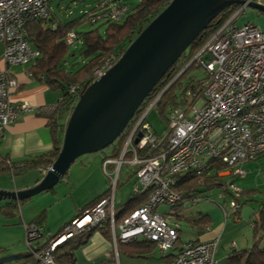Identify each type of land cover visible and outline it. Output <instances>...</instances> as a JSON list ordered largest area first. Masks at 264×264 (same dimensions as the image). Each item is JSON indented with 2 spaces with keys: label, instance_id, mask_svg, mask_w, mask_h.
Masks as SVG:
<instances>
[{
  "label": "built area",
  "instance_id": "2783aa9c",
  "mask_svg": "<svg viewBox=\"0 0 264 264\" xmlns=\"http://www.w3.org/2000/svg\"><path fill=\"white\" fill-rule=\"evenodd\" d=\"M51 1L0 0V41L3 44L0 129L15 122L21 114L35 110L27 102L12 101V93L19 83L10 76L9 68L30 65L41 56L40 50L29 41L27 26L37 19H50ZM98 6L99 11L89 14L91 23L120 22L129 12L125 0H101ZM245 6L248 3L241 5L195 57L206 74L199 83L197 95L170 111L167 132H156L147 121L160 95L140 117L134 116L130 121L120 155L106 156L103 161L104 171L115 177L113 188L105 196L83 209L43 244L36 242L43 236L44 225L25 223L27 244L40 264H60L55 253L61 244L97 228L107 218L111 224L112 250L107 252L103 264H120L119 244L140 239L154 242L161 256L174 252L167 264L217 263L215 251L219 238L179 243V223L173 220L172 214L160 213L158 207L175 206L183 200V195L174 190L180 175L191 173L201 177L210 172L215 160L226 165L218 172L220 178H226L218 194L220 200L226 201L225 205L221 204L224 218H238L241 189L233 178L244 177L245 163L264 154V31L251 23H235ZM77 39L75 31L66 36L69 44ZM116 62L108 61L95 69L94 80ZM77 90V86L69 87L70 93ZM126 163L137 165L133 194L147 193L148 200L119 220L115 204L116 180ZM110 165H114L115 176L113 171L109 172Z\"/></svg>",
  "mask_w": 264,
  "mask_h": 264
},
{
  "label": "trees",
  "instance_id": "16d2710c",
  "mask_svg": "<svg viewBox=\"0 0 264 264\" xmlns=\"http://www.w3.org/2000/svg\"><path fill=\"white\" fill-rule=\"evenodd\" d=\"M100 1L101 0H99V2ZM131 1L132 0H125L129 12L123 23L104 21L102 23L106 25L105 33H101L98 27L82 34L84 40V47L81 54L83 63L76 68H69L70 65H68L69 61L67 58L73 56L75 51L71 50L72 44L66 41V36L72 31L76 32V27L84 20H89V14L99 11L98 4L93 9L85 12L81 17L66 23L53 18L51 14L49 20L37 19L28 24L27 32L29 41L41 52V56L38 60L30 64L32 74L38 79L44 80L51 87L62 90L63 95L56 105L40 108L37 111L39 115L47 118V125L51 129L53 136V148L44 153L16 162L11 161L8 157L2 158L0 159V173H7L14 177L30 169L46 170L50 167L60 153L68 117L79 100L81 93L93 81L95 69L102 67L108 61H117L148 23L172 0H140L137 5H131ZM240 7V4L230 5L200 33L183 53L181 58L178 59L154 87L150 95L136 112V118L140 117L159 95V100L155 106L159 107L160 113L166 116V118L167 114L169 116L173 108L189 102L192 95H197L199 83L202 78H198L196 75H190L193 69L200 67V64L194 63L197 62L195 57L211 37L234 16ZM72 64L77 65L75 63ZM185 66L188 68L182 72ZM180 72H182L180 77L174 80ZM70 86H77V92L70 93ZM168 86L169 88L165 90ZM124 132L112 144L113 150L110 157L116 158L120 155L128 135L127 132ZM20 163L23 164L20 165ZM212 163L213 165L210 172L201 177L191 173L180 175L174 190L180 192L183 195V199L191 200L195 197H201L200 195L206 190L221 187L222 183L226 181V178H220L218 172L225 169L226 165L215 160L212 161ZM254 191L256 190H248L240 193L242 206V196L247 197ZM147 200V193L142 195L133 194L124 205L116 206L117 219L120 220L131 210L142 205ZM24 201H26V199L20 201L8 199L4 205H0V210L11 216L14 214L13 210H17ZM177 206L179 205H175V207ZM240 210L241 208L238 213ZM45 220L46 210H43L34 222L31 223L43 224ZM175 220L179 223L181 216L177 215ZM211 222V217L204 213H200L197 218L190 220L192 226L200 231L211 225ZM95 230H100L107 238L112 240L111 224L110 220L107 218L97 228L78 234L61 244L55 253V259L60 264H75L77 250L87 244ZM180 242L181 238L179 239V243ZM124 246L130 249V254L132 256H135L136 252H152L156 244L152 241L143 239L132 243H120L118 247L119 253ZM3 250L4 249L0 248V254L3 253ZM174 254L175 253L172 252L165 255L163 259L169 262L173 259ZM1 264L40 263L33 254L29 253L26 256L5 261ZM227 264H264V209H261L259 216L254 219L251 245L243 249H234L230 251L227 257Z\"/></svg>",
  "mask_w": 264,
  "mask_h": 264
},
{
  "label": "water",
  "instance_id": "95a60500",
  "mask_svg": "<svg viewBox=\"0 0 264 264\" xmlns=\"http://www.w3.org/2000/svg\"><path fill=\"white\" fill-rule=\"evenodd\" d=\"M246 3L264 12V4L255 0H172L117 62L81 93L68 118L60 153L39 183L23 190L0 189V200L20 201L51 190L79 157L111 146L200 33L230 5ZM26 255L2 256L0 264Z\"/></svg>",
  "mask_w": 264,
  "mask_h": 264
},
{
  "label": "rangeland",
  "instance_id": "374dc122",
  "mask_svg": "<svg viewBox=\"0 0 264 264\" xmlns=\"http://www.w3.org/2000/svg\"><path fill=\"white\" fill-rule=\"evenodd\" d=\"M264 3V0H259ZM99 0H52L51 1V10L52 17L57 20L66 23L70 20L81 17L85 12L93 9ZM140 0H132L131 5H137ZM125 18L119 23H123ZM237 25H244L247 23H251L259 27L262 31H264V12H261L253 7L245 6L241 13L237 16L236 22ZM100 28L101 33H105L106 25H103L102 22L98 23H90L89 20H84L78 27H76V32L78 33V39L71 45V50L75 51V54L71 57H68L69 68H76L83 63L82 51L84 47V40L82 34L84 32ZM184 61V60H183ZM193 61V60H192ZM191 61V62H192ZM190 62V63H191ZM75 63L77 65H73ZM196 64H200L199 61L194 62ZM72 64V65H71ZM106 64V63H105ZM195 64V67H196ZM104 66V65H103ZM188 67L182 70H186ZM180 72L177 76L182 74ZM205 69L202 65L197 67L191 71L190 75H196L198 78H203L205 76ZM180 77V76H179ZM178 77V78H179ZM177 78V77H176ZM175 78V79H176ZM174 79V80H175ZM173 80V81H174ZM94 81V79H93ZM169 87V86H168ZM69 118V117H68ZM168 114L163 116L160 113V109L158 106L150 109L147 121L151 124L154 130L160 134H165L168 130ZM113 150V145L105 148L104 150L88 153L81 157H79L73 164H78V168L75 169L73 185H77V183L82 186L79 187L80 192H90L96 184L103 185L108 187L111 185L114 186L115 177L109 176L103 169V159L105 155H111ZM72 164V165H73ZM136 164L126 163L122 165L117 180H116V190H115V198L116 205H124L128 200L132 197V190L134 183L136 182ZM250 170L247 172V176L244 179L238 180L236 184L238 187L244 188H259L254 191L252 194L258 196L257 201H252L248 204L244 205L243 209V217L245 220H249L250 216H252V210L258 207L261 204V200H264V175L260 174L261 170H264V156L253 160ZM71 170V168H70ZM69 170V172H70ZM109 172H112V169H109ZM37 171H28L24 175L29 178L35 177ZM22 175V176H24ZM22 176L17 175L13 178L12 175L7 173H0V189L5 190H16V187L21 183ZM68 176V175H67ZM67 176L64 177L62 181H60L55 186V192H43L37 194L26 201L23 202L21 206V210L25 216L30 215V217H34V215L39 213L44 208L48 209L50 214V218L52 221H55L59 216L61 210L64 209L67 202H69V197L65 195V186L67 185ZM113 176H115L113 171ZM70 187V191H71ZM69 191V194H70ZM221 192V187H216L215 189L206 190L202 193L198 198V200H181L177 207L171 206L169 204H162L158 207V211L160 213H168L172 214V218H177V215L181 216V227H182V237L186 238L189 236H193L196 234V231L193 230V226L190 223V220L195 219L199 216L200 213H209L213 214L219 213L222 214L223 217H220L217 221H222L224 223V213L221 208V204L225 205V200H220L218 198V194ZM7 200H0V205H4ZM250 210V211H249ZM18 213V212H17ZM47 213V212H46ZM215 216V215H214ZM216 219V218H214ZM13 221L16 224L8 226L7 223ZM215 222V221H214ZM232 222V219L231 221ZM24 223L21 222V215L16 214V217L11 219L8 217L2 210H0V248L3 250V255H23L29 254L30 249L27 244L26 239V231L24 232ZM21 230H23V237L21 238ZM100 231V230H99ZM112 244V242H111ZM157 253H159L158 247H156ZM0 254V255H1ZM32 254V253H31ZM80 258V257H79ZM121 263L122 264H140L139 260H135V258L129 257L124 253H120ZM157 259V258H156ZM217 261V258L215 256ZM158 260V259H157ZM154 259H148L147 262L151 264H158V261ZM79 264H89L86 262L84 258H80Z\"/></svg>",
  "mask_w": 264,
  "mask_h": 264
},
{
  "label": "crops",
  "instance_id": "0c3cea01",
  "mask_svg": "<svg viewBox=\"0 0 264 264\" xmlns=\"http://www.w3.org/2000/svg\"><path fill=\"white\" fill-rule=\"evenodd\" d=\"M3 52V44L0 41V56ZM2 67H5L4 64L1 63ZM30 65H15L9 68L10 76L14 77L19 85L12 93V101L15 103L27 102L35 107L34 111L26 112L20 115V117L13 123L9 124L7 127L0 129V159L8 157L11 161H21L28 157L44 153L53 148V136L51 129L47 125V118L39 115L37 111L40 108H46L49 106L56 105L62 98L63 92L58 88L51 87L44 80H40L35 77L30 69ZM110 156V155H105ZM261 155L259 158L263 157ZM104 157V158H105ZM258 158V159H259ZM104 161V159H103ZM253 160H250L245 163L246 175L244 177H238L234 179L236 183L238 180L244 179L247 176V172L250 170ZM103 165V164H102ZM71 170L66 173L64 177L67 175V185L65 186V196L69 197V202H67L66 206L63 210L59 211L60 214L55 221H52L50 218V214L47 208L46 210V220L43 222L44 225V233L40 238L37 244H43L48 241L52 236L58 234L66 223L70 222L74 217H76L83 209L94 204L100 198L105 196L109 190L111 189V185L105 187L103 185L96 184L95 187L88 192H80L79 187L81 184L77 183V185H73V180L75 177L74 171L78 168V164L71 165ZM109 169L114 170V165H110ZM37 171L38 173L33 178H27L25 173L28 171ZM25 173L21 174L22 176L21 183L16 187V190H23L29 187H32L39 183V181L44 177L45 172L42 169H30ZM260 174L264 175V170L262 169ZM110 176V175H109ZM15 177V176H14ZM13 177V178H14ZM61 179V181L64 179ZM76 178V177H75ZM70 187L72 188L70 191ZM241 192H245L248 190H258L259 188H242L240 187ZM54 191L55 188L45 191ZM70 191V194H69ZM43 193V192H42ZM133 195V190H132ZM243 198V206L241 207L240 212L238 213V218H229L225 220L224 223L222 221H217L220 217H223L222 214L219 213L213 214L212 212L204 213L211 217L212 222L204 230H199L193 226V230L196 231V234L193 236H189L186 238L182 237V227L179 221V235L181 241L193 240V241H207L214 238H219L218 246L215 251V256L217 258V264H227V257L230 251L239 250L246 247H249L252 242L253 237V225L254 219H256L261 209H264V200L262 199L258 210L256 207L252 210V216H250L249 220H245L243 217V209L244 205L248 204L252 201H257L258 196L253 195L252 193L249 196H242ZM29 199V198H28ZM8 200V199H3ZM27 200V199H26ZM245 202V203H244ZM6 203V202H5ZM4 203V204H5ZM23 204V203H22ZM22 204L18 207V209H14L11 216V219L16 217V214L21 215V222L31 223L38 217V215L43 211L41 210L34 217H30V215L25 216L21 210ZM116 204V198H115ZM118 206V205H116ZM120 206V205H119ZM250 211V210H249ZM18 212V213H17ZM215 215V216H214ZM216 218V219H214ZM232 219V222H230ZM174 220V219H173ZM215 221V222H214ZM16 224L13 221L7 223L8 226ZM25 229V228H24ZM26 230H24L25 232ZM20 237H23V230H21ZM112 240L107 238L101 231L95 230L87 244L80 247L76 252V262L75 264H79L80 258H84L89 264H103L107 252L112 250ZM157 246H155L154 250L150 253H135V256L130 254V249L127 247H123L120 253H124L129 257L135 258V260H139L140 264H151L146 260L154 259L158 261V264H167V260L163 259L164 256H161L157 253ZM119 253V258H120ZM5 256L3 254L0 257ZM80 257V258H79ZM157 258V259H156ZM120 264L121 258H120Z\"/></svg>",
  "mask_w": 264,
  "mask_h": 264
}]
</instances>
